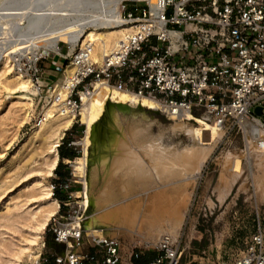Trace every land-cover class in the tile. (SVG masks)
Here are the masks:
<instances>
[{
	"label": "built area",
	"instance_id": "2783aa9c",
	"mask_svg": "<svg viewBox=\"0 0 264 264\" xmlns=\"http://www.w3.org/2000/svg\"><path fill=\"white\" fill-rule=\"evenodd\" d=\"M120 16L131 28L103 61L92 60L88 41L70 55L74 70L69 77L66 65L53 63L62 72L53 85L43 80L47 54L17 57V70L27 73L40 92L46 89L43 106L57 104L77 115L82 93L90 96L95 84L103 83L156 100L155 110L169 118L191 113L222 127L226 135H241L245 144L264 140V0H124ZM56 54L68 58L60 46ZM256 106L263 114L255 113ZM71 174L62 188L80 183ZM78 208L76 216L51 218L52 239L65 247L53 255V264H135L149 246L156 253L146 264H181L185 248L172 236L141 244L100 234L85 228L87 207ZM234 264H264L260 226Z\"/></svg>",
	"mask_w": 264,
	"mask_h": 264
},
{
	"label": "bare ground",
	"instance_id": "6f19581e",
	"mask_svg": "<svg viewBox=\"0 0 264 264\" xmlns=\"http://www.w3.org/2000/svg\"><path fill=\"white\" fill-rule=\"evenodd\" d=\"M123 1L0 0V77H5L2 84L4 89L9 92L7 98L16 100L20 109H24L26 113L34 97L40 95L38 86L30 76L17 70V57L32 56L34 58L43 54L41 51L57 53L60 42L70 43V53H72L90 41L91 58L96 63H101L104 56L119 44L131 28L130 24L120 16ZM87 3H92V7ZM73 70V63L66 64L65 76L69 77ZM14 93L19 95L13 97ZM157 107V101L146 95L118 90L103 83H96L90 96L82 93V106L77 115L63 112L57 104L50 103L45 107L44 117L40 121L42 122L41 131L36 132V135L41 137L43 147L47 152L44 161L47 176H52L58 166L61 139L76 116L77 122H79L81 115L86 125L84 136L79 140L83 154L73 159L65 158V160L71 163L74 175L83 184L82 190L75 192V197L79 199L78 203L88 207L90 198L94 197L96 222L108 226L113 224L122 231L132 232L138 226H142L141 222H146L149 224L147 231L157 229L158 232L155 231V233L165 229L175 232L176 228L183 225L186 206L189 205V202L186 205V201L183 199L186 195L185 182L190 181L191 183L194 180L196 182L198 176L195 174L200 173L203 163L211 156L226 131L217 124L195 117L191 113H187L185 117L171 118L173 119V130L187 133L193 140V145L186 157L176 153L177 157L173 162L165 161L169 156L162 154L165 151L159 152L158 156L156 152L159 149L158 145L155 150L154 144L150 143L148 148L146 147L147 155L151 157L152 161L155 158L159 161L162 160L159 164L161 166L159 171L155 164H151L152 161L149 160L151 163L148 161L147 165L145 156L138 151L132 153L131 156V153L128 152L129 149L127 154L130 156H128L124 152L127 148L124 147V149L123 144L121 147V143L126 142L123 139H128V135H125L127 133L122 134L124 131L122 125L128 120V115H137L135 122L142 123L146 117L140 116L141 114L136 113L135 110L145 114L146 110H155ZM25 117H27L26 114ZM96 125L102 127V132L99 133L95 130ZM128 141L131 140L128 139ZM92 144H95L99 149V155L96 164L90 169V174L89 147ZM162 149L160 148V151ZM245 153L248 156L250 167H254L253 164L257 160L264 164V140L261 143L248 142ZM36 154V152L31 154L29 159H34ZM17 156L18 154L15 152L13 159ZM190 156L195 160L192 168H188L185 162ZM254 156L258 158H255V162L253 161ZM226 159V166L230 171L238 174L242 170L243 161L240 156H230L229 154ZM263 164L259 165L263 166ZM256 175L258 177V174ZM9 177L4 179L7 180ZM17 178L15 177V179ZM256 178L254 179L258 185L260 184L259 187L263 186L264 177ZM183 183L185 184L183 185ZM37 185H41L39 192L42 201L39 209L35 213L30 212L29 215L32 232L25 238L28 245L12 250L11 258L14 259H10L8 264H15L16 259L18 260L26 254L32 264H39L40 241L42 238L44 239L43 233L51 218L59 211V200L52 195L51 186L43 182L42 179L30 184L27 191L34 192V187ZM179 190L181 191L178 195L180 202L177 200V195L173 194V197L177 198L176 201L169 196L170 191L176 193ZM32 191H30V195L34 194ZM150 191L151 194H149ZM147 193L149 196H147L146 202H143L144 194L147 195ZM167 198L168 204L162 206L163 201L164 204L167 203ZM76 222L77 218L75 217L73 224ZM140 230L139 232H141ZM129 231L128 234L132 233ZM168 235L171 236L172 233ZM127 236L132 237V235ZM32 245H37V249Z\"/></svg>",
	"mask_w": 264,
	"mask_h": 264
},
{
	"label": "rangeland",
	"instance_id": "374dc122",
	"mask_svg": "<svg viewBox=\"0 0 264 264\" xmlns=\"http://www.w3.org/2000/svg\"><path fill=\"white\" fill-rule=\"evenodd\" d=\"M87 4L90 7L93 5L92 3ZM59 46L68 58H60L53 51H48V53L41 51L43 54H47V58L43 60L42 65L47 70L43 80L49 82L48 86L53 85L54 82L61 81L62 77V72H56L52 68L53 63L59 60L60 64L66 65L70 62V55L72 54L70 53V43L60 42ZM4 79V76L0 77V264H8L10 259H14L11 258L12 250L28 245L25 238L32 232L29 215L30 212L35 213L39 209L42 201L39 192L41 185L35 186L34 192L30 190L34 193L31 192L33 195H30V191H27L30 184L42 179L43 182L51 186L52 195L54 191H59L64 196L63 200L57 198L60 202V208L56 216L61 219L76 216L77 212L75 210L79 209L78 205L80 203H78L79 199L75 197V192L81 191L83 188L81 183H71L68 188L60 186L61 183L71 178V172L73 171L71 163L67 162L65 158L60 157L59 168L58 170L55 169L52 176H47L45 171L46 165L44 161L47 152L43 147L41 137H38L36 132L41 131L40 125L42 122L39 121V113L42 112L44 117V109L48 105L45 104L43 106L41 102L42 96L46 94V89L44 92H40L39 96L34 97L30 108L27 110L28 112L25 113L24 109H20L16 100L7 98L9 92L3 87L2 81ZM17 95L19 94L14 93L13 97ZM135 112H139L142 117L145 116L146 121L138 123L135 122L137 121L135 119L137 115H128L127 119L130 120H127L122 125L124 130H122V134L127 133L125 135H128V139L131 141L123 139L124 141L126 140V145L121 143V147L123 144V148H127H124L126 154L129 149L128 152L129 154L131 153V156L138 151L145 156L147 160L145 161L148 165V161L152 160L147 155V146L153 143L155 150L159 147L156 151L158 156L163 151L166 153L162 154L169 155L165 161L174 162L177 154H182L184 157L187 156L189 149L192 148L193 140L187 133L173 130V119L156 110H146L145 114H142L139 110H135ZM25 114L27 117H25ZM76 118L66 130L61 143L64 141V150L73 152L76 155L75 157H78L83 154L79 140L84 136L86 125L81 115L79 116V122L74 124ZM95 130L100 133L102 132V127L96 125ZM69 141L77 145L76 149L74 146L68 145ZM247 144L248 142L245 145L241 135L236 133L226 135L225 133V136L220 140L211 156L203 163L200 173L195 174V176H198L196 182L195 180L191 181V183L190 181L185 182L186 186L183 183L184 187H186V195L183 199H185L186 205L187 202H189V205L186 206L183 225L178 229L176 228L175 232H169L168 229H165L168 230L167 232L161 230V232L157 233V229L148 232L149 224L141 222L140 225L142 224V226L136 228V230L141 229V232L139 230H137L138 232L136 230L133 232L128 230L133 233L128 234V231H122L116 225L110 224L108 226L107 224L96 222V215H94L96 206L93 196L90 198L87 211L85 212V228L92 229L94 227L97 229V233L119 237L124 241L135 240L141 244L156 243L161 239L162 235L172 233V235L175 234L171 235L172 238L178 240L181 246L185 248L181 264H186L187 262H192L193 264H234L235 260L243 255L251 233L259 226L264 231V185L259 187L260 184L258 185V182H255L256 180L254 179L257 177L256 174H258V177H264V164L257 160L253 164L254 167H250L248 156L245 153L247 152ZM160 148H163L162 151H160ZM15 152H17L18 156L13 159ZM35 152L37 153L34 157L35 160L29 159L31 154ZM229 154L230 156L237 155L242 158V170L238 174L230 171L226 166V158H228ZM98 155L99 149L95 144H92L89 147V173L92 166L96 164ZM75 157H70V159ZM174 157L175 159H173ZM256 157L254 156L253 158L254 162L258 159ZM160 161L155 158L150 163L155 164V167L159 168L160 171ZM185 162L188 168L194 167L195 160L191 156ZM257 163L258 165L263 164V166L259 165L258 168ZM18 168L20 171L17 170ZM6 176L10 177L5 180ZM15 177H18V180ZM188 183L189 185H187ZM52 185L55 187L53 188ZM179 191L176 193L170 191L169 196L172 198L174 194L178 198L181 193ZM151 193L150 191L149 194ZM187 193L190 194L187 195ZM149 194H144L145 199H143V202H146ZM69 195L72 196L69 198ZM173 198L176 201L177 198ZM177 200L180 202L179 198ZM168 202L164 204L163 201L161 205L166 206ZM165 216L167 218V215ZM51 227L52 224L49 222L43 233L44 239L42 238L40 241L39 264H52L53 255L65 249L63 244H57L53 241ZM155 231L157 232L155 233ZM127 235H132V237ZM32 247L37 249V245H32ZM144 253H146L144 256L146 257L145 260L148 261L155 255L156 251L149 246ZM15 264H32V262L26 254L20 259H16Z\"/></svg>",
	"mask_w": 264,
	"mask_h": 264
},
{
	"label": "trees",
	"instance_id": "16d2710c",
	"mask_svg": "<svg viewBox=\"0 0 264 264\" xmlns=\"http://www.w3.org/2000/svg\"><path fill=\"white\" fill-rule=\"evenodd\" d=\"M63 145H64V141L60 144L59 146V153H60V157L62 158H70V157H75L76 155L73 153V152H70V151H67V150H64L63 149ZM59 166V165H58ZM56 168V170H58V167ZM56 198H58L59 200H63L64 199V196L59 192V191H54V194H53ZM146 257H141V258H138L136 261H135V264H146L147 261L145 260ZM146 261V262H145Z\"/></svg>",
	"mask_w": 264,
	"mask_h": 264
},
{
	"label": "water",
	"instance_id": "95a60500",
	"mask_svg": "<svg viewBox=\"0 0 264 264\" xmlns=\"http://www.w3.org/2000/svg\"><path fill=\"white\" fill-rule=\"evenodd\" d=\"M262 110H263V108L261 106H256L254 108L255 113L260 114V115L263 114ZM263 117H264V114H263Z\"/></svg>",
	"mask_w": 264,
	"mask_h": 264
},
{
	"label": "crops",
	"instance_id": "0c3cea01",
	"mask_svg": "<svg viewBox=\"0 0 264 264\" xmlns=\"http://www.w3.org/2000/svg\"><path fill=\"white\" fill-rule=\"evenodd\" d=\"M59 60L55 61V62H58ZM53 264V263H52Z\"/></svg>",
	"mask_w": 264,
	"mask_h": 264
}]
</instances>
